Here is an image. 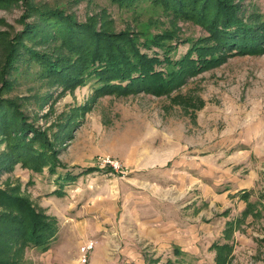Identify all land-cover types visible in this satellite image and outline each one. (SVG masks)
<instances>
[{"label": "rangeland", "instance_id": "374dc122", "mask_svg": "<svg viewBox=\"0 0 264 264\" xmlns=\"http://www.w3.org/2000/svg\"><path fill=\"white\" fill-rule=\"evenodd\" d=\"M15 1L0 6V62L5 35L22 27L23 0ZM234 3L244 7L245 31L264 35V0ZM95 7L118 17L104 0L72 12L82 19ZM129 16L117 18V30ZM178 26L182 39L203 37L214 54L199 55L212 61L165 91L96 96L87 80L61 94L22 75L0 92L59 152L54 175L18 163L0 173L1 190L57 223L49 248L23 251L20 264H81L87 241L86 264H264V52L229 55L200 28ZM66 175L73 180L57 182Z\"/></svg>", "mask_w": 264, "mask_h": 264}, {"label": "trees", "instance_id": "16d2710c", "mask_svg": "<svg viewBox=\"0 0 264 264\" xmlns=\"http://www.w3.org/2000/svg\"><path fill=\"white\" fill-rule=\"evenodd\" d=\"M104 1L118 17L106 7L93 8L82 19L72 12L73 6L82 2L90 6L95 0H23L22 27L12 36L5 35L1 45L0 92L12 89L22 75L58 86L61 94L87 80L95 81L96 96L165 91L212 61L209 55L199 56L213 50L203 45V37H180L181 22L200 28L214 42L212 46L229 55L264 52V35L255 27L245 31L244 7L234 3L237 0ZM10 3L16 1L0 0L1 7ZM123 13L130 14L129 22L117 30L115 21ZM182 46L187 49L179 54ZM0 139L6 143L0 153V173L16 163L32 173L46 169L53 175L60 167L59 152L46 134L34 128L14 99L1 93ZM67 180L73 177L57 178L58 183ZM1 206L8 211L0 214V264H20L23 251L49 248L58 230L55 218L37 211L13 190L0 189Z\"/></svg>", "mask_w": 264, "mask_h": 264}, {"label": "built area", "instance_id": "2783aa9c", "mask_svg": "<svg viewBox=\"0 0 264 264\" xmlns=\"http://www.w3.org/2000/svg\"><path fill=\"white\" fill-rule=\"evenodd\" d=\"M111 166L113 169H116V167H117L114 164H111ZM93 248H94V242L93 241H87L81 246L80 251H79V257H80L79 262L81 264H86V262L89 259V255H90L91 251L93 250Z\"/></svg>", "mask_w": 264, "mask_h": 264}, {"label": "crops", "instance_id": "0c3cea01", "mask_svg": "<svg viewBox=\"0 0 264 264\" xmlns=\"http://www.w3.org/2000/svg\"><path fill=\"white\" fill-rule=\"evenodd\" d=\"M156 232H158V231H156ZM183 251H186V249H183ZM176 264H179V263H176Z\"/></svg>", "mask_w": 264, "mask_h": 264}]
</instances>
